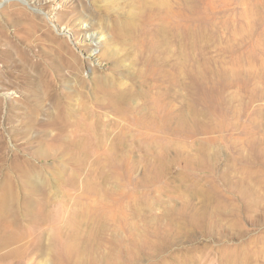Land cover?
Instances as JSON below:
<instances>
[{"label":"rangeland","instance_id":"rangeland-1","mask_svg":"<svg viewBox=\"0 0 264 264\" xmlns=\"http://www.w3.org/2000/svg\"><path fill=\"white\" fill-rule=\"evenodd\" d=\"M41 208L0 264H264V0H0V229Z\"/></svg>","mask_w":264,"mask_h":264},{"label":"bare ground","instance_id":"bare-ground-1","mask_svg":"<svg viewBox=\"0 0 264 264\" xmlns=\"http://www.w3.org/2000/svg\"><path fill=\"white\" fill-rule=\"evenodd\" d=\"M16 50L20 53L21 56H25L24 51H22L18 48H16ZM31 210H33V209H30V212L27 214L26 218H13V219L9 220L8 222L13 228H8L7 226H5V227H2L0 229V245L5 244V243L6 244L12 243L15 239L21 240L22 238H24L23 236L25 234L28 235L30 233V232L27 233V231H29L30 228L33 227L34 223H36V221H38L39 215H41V213L43 212V208H41L40 210H33V211H31ZM44 221H45V219H44ZM2 223H4V221L1 218L0 219V225ZM33 245H35V244H33V242L31 241L27 245V247H31V246L33 247Z\"/></svg>","mask_w":264,"mask_h":264}]
</instances>
